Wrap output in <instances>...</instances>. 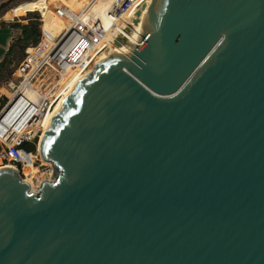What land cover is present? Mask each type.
Returning <instances> with one entry per match:
<instances>
[{
    "label": "water",
    "instance_id": "water-1",
    "mask_svg": "<svg viewBox=\"0 0 264 264\" xmlns=\"http://www.w3.org/2000/svg\"><path fill=\"white\" fill-rule=\"evenodd\" d=\"M40 143L0 264H264V0H152Z\"/></svg>",
    "mask_w": 264,
    "mask_h": 264
},
{
    "label": "built area",
    "instance_id": "built-area-1",
    "mask_svg": "<svg viewBox=\"0 0 264 264\" xmlns=\"http://www.w3.org/2000/svg\"><path fill=\"white\" fill-rule=\"evenodd\" d=\"M45 1L66 28L44 48H39L42 36L28 46L13 78L0 86V156L16 167L21 162L14 153H28L25 147L33 149L28 154L38 153L67 88L104 61L114 41L152 0H89L81 7Z\"/></svg>",
    "mask_w": 264,
    "mask_h": 264
},
{
    "label": "rangeland",
    "instance_id": "rangeland-1",
    "mask_svg": "<svg viewBox=\"0 0 264 264\" xmlns=\"http://www.w3.org/2000/svg\"><path fill=\"white\" fill-rule=\"evenodd\" d=\"M40 0H0V25L1 26H12V25H20L25 26L30 22H37L40 25V34L41 32L45 31V25L41 24V15L38 10H36V4L39 3ZM45 0H43L44 2ZM21 6L22 8V15L19 18H15L12 21L5 20L3 18L7 17V13L9 10L16 6ZM45 12V11H43ZM42 13V12H41ZM44 20H49L50 14L42 15ZM51 24V23H48ZM53 26V25H52ZM55 29V28H54ZM56 30V29H55ZM51 31H49L50 33ZM12 36V31L10 30V34L7 39H10ZM42 43L40 44L39 48H44L46 43H52V39L49 37L43 36ZM13 45V44H12ZM22 45L14 44L13 54L8 59V62L5 66L1 69L0 72V86H4L9 80L13 78V74L16 71L17 65L22 60ZM18 73V72H16ZM25 149V148H24ZM26 151V150H25ZM34 152L32 155L30 154H18L17 152L14 153V158L21 163L19 166L16 167L12 165L10 161L6 158H2L0 156V167L9 166L12 169H15L19 172L21 178L27 182H34L36 186L40 185L44 181H52L54 179L53 170L50 164L43 162L38 153L35 154ZM37 176V178H36ZM30 177V179H29ZM36 178V179H34ZM29 179V180H28ZM32 180V181H31ZM40 182V183H39ZM28 184V182H27ZM29 185V184H28ZM30 187V186H29Z\"/></svg>",
    "mask_w": 264,
    "mask_h": 264
},
{
    "label": "trees",
    "instance_id": "trees-1",
    "mask_svg": "<svg viewBox=\"0 0 264 264\" xmlns=\"http://www.w3.org/2000/svg\"><path fill=\"white\" fill-rule=\"evenodd\" d=\"M41 24L45 25V28H46L44 32H41V34H40V25L37 22H30L29 24L25 26H20V25L10 26V30L12 31V36L9 39V44H8L6 54L3 60L0 62V72H1V69L8 62V59L12 56L14 44L22 45V53L24 54V50L28 46L35 45L38 43L40 36L49 37L50 39H52V42L59 36V32H57L52 25L45 24V23H41ZM49 31L51 32L49 33ZM25 150L28 153L33 152V149L29 147H25ZM17 153L18 154H28L23 151H19ZM0 163L2 164V162ZM16 165L19 166L18 164Z\"/></svg>",
    "mask_w": 264,
    "mask_h": 264
},
{
    "label": "bare ground",
    "instance_id": "bare-ground-1",
    "mask_svg": "<svg viewBox=\"0 0 264 264\" xmlns=\"http://www.w3.org/2000/svg\"><path fill=\"white\" fill-rule=\"evenodd\" d=\"M64 1L66 3H68V4L75 5L76 7H81V6H83L89 0H64ZM36 10H38L40 12V15H41V23H45V24L51 23L49 25H53V27L56 29V31L59 32V35L64 31V29L66 28L65 24L62 21H60L59 19H57L53 15V13L47 8L46 1L43 2V0H40L39 3L36 4ZM43 11H45V12H43ZM22 13H23L22 8H21V6L18 5L16 7L11 8L9 10V12L7 13V17H5L3 19L8 20V21H12L15 18H19L22 15ZM45 13H46V15L48 13L50 14V16H49L50 19L49 20H44V17L42 15H45ZM100 60L101 59H98L97 62H99ZM90 74H91V72H88L87 74L84 75L85 77H83V78H86ZM73 88L74 87H72V89L70 91H69L70 88H67L66 92L63 94V98L55 106L54 115L59 111V109L61 108L63 102L66 99V97L70 94V92L73 90ZM39 144H41V143H39ZM38 148H39V145H38ZM1 168H9V169H12L9 166H3V167H0V169ZM12 170H15V169H12ZM36 178H37V176H36ZM36 178H34V179H36ZM29 179H30V177H29ZM27 182H28V184L30 186V191L35 194L38 191V188H39L40 185L36 186L34 184V182L33 183L30 182V181H27Z\"/></svg>",
    "mask_w": 264,
    "mask_h": 264
},
{
    "label": "crops",
    "instance_id": "crops-1",
    "mask_svg": "<svg viewBox=\"0 0 264 264\" xmlns=\"http://www.w3.org/2000/svg\"><path fill=\"white\" fill-rule=\"evenodd\" d=\"M9 34H10V26L0 25V62L3 60L8 48L9 39L7 38Z\"/></svg>",
    "mask_w": 264,
    "mask_h": 264
}]
</instances>
